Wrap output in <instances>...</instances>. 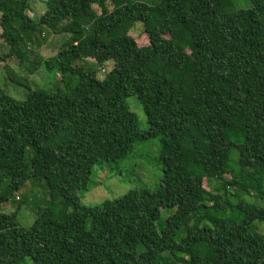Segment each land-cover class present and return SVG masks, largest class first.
<instances>
[{
    "label": "trees",
    "instance_id": "obj_1",
    "mask_svg": "<svg viewBox=\"0 0 264 264\" xmlns=\"http://www.w3.org/2000/svg\"><path fill=\"white\" fill-rule=\"evenodd\" d=\"M29 1L0 0L2 59L61 78L52 92L26 78L24 101L0 87V264H264V0H43L38 22ZM47 30L68 38L31 61ZM156 138V189L82 203L96 165ZM36 186L50 201L24 228Z\"/></svg>",
    "mask_w": 264,
    "mask_h": 264
},
{
    "label": "rangeland",
    "instance_id": "obj_2",
    "mask_svg": "<svg viewBox=\"0 0 264 264\" xmlns=\"http://www.w3.org/2000/svg\"><path fill=\"white\" fill-rule=\"evenodd\" d=\"M134 2H147L146 0H132ZM239 8L247 9L249 4L246 0H235ZM96 8V7H95ZM98 9V8H97ZM46 11L43 0H30L27 14L36 22L40 20ZM2 30L0 28V34ZM130 35L136 40L139 46L148 45V39L144 34L141 24L131 30ZM68 37L57 35L50 31L37 32L35 42L30 47L34 55L30 57L33 61L38 58L43 62L57 55L59 49ZM9 52L8 44L0 36V87L12 98L17 101H24L29 93L25 86L27 78L31 90L42 89L52 92L57 89L60 81V74L56 69L47 70L44 63L40 64L38 71L34 74L28 72L30 64L19 65L16 59L3 60V56ZM112 64L106 67L109 70ZM97 66L93 67V70ZM105 73L100 70L98 78L103 79ZM24 84V85H23ZM63 88V85L61 86ZM130 110L136 116L137 124L142 131L149 128L147 117L142 106L136 97H130L127 100ZM163 176L162 163L160 160V139L156 138L143 143H137L134 150L123 160L117 163H101L96 165L89 185L88 191L81 192L80 198L84 205L96 207L101 206L106 200H115L123 197L128 192L135 189L154 190L158 187ZM31 187L33 184H30ZM48 186H36L30 190L29 201L23 206L18 214L20 225L24 228H30L36 218L37 213L46 209L50 197L48 195ZM205 188L210 191L205 183ZM209 200V196L206 197ZM236 202V201H235ZM19 205V203H18ZM263 205V204H261ZM16 210L13 203L3 207L5 213H12ZM166 215V214H165ZM258 232L264 234V225L258 224Z\"/></svg>",
    "mask_w": 264,
    "mask_h": 264
}]
</instances>
